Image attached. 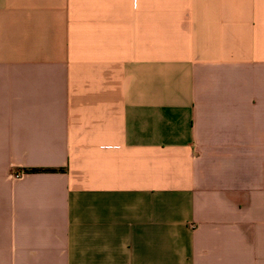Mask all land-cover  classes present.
<instances>
[{"label": "crops", "instance_id": "obj_1", "mask_svg": "<svg viewBox=\"0 0 264 264\" xmlns=\"http://www.w3.org/2000/svg\"><path fill=\"white\" fill-rule=\"evenodd\" d=\"M0 264H264V0H0Z\"/></svg>", "mask_w": 264, "mask_h": 264}, {"label": "trees", "instance_id": "obj_2", "mask_svg": "<svg viewBox=\"0 0 264 264\" xmlns=\"http://www.w3.org/2000/svg\"><path fill=\"white\" fill-rule=\"evenodd\" d=\"M63 168H45V167H40V168H24L23 172L24 173H40V172H62Z\"/></svg>", "mask_w": 264, "mask_h": 264}, {"label": "built area", "instance_id": "obj_3", "mask_svg": "<svg viewBox=\"0 0 264 264\" xmlns=\"http://www.w3.org/2000/svg\"><path fill=\"white\" fill-rule=\"evenodd\" d=\"M21 174H22V172H17V173L14 174V176L18 177V176H20Z\"/></svg>", "mask_w": 264, "mask_h": 264}]
</instances>
